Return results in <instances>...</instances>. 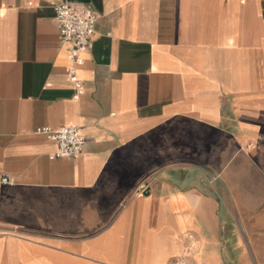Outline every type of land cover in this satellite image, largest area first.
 Returning a JSON list of instances; mask_svg holds the SVG:
<instances>
[{
    "label": "crops",
    "instance_id": "crops-1",
    "mask_svg": "<svg viewBox=\"0 0 264 264\" xmlns=\"http://www.w3.org/2000/svg\"><path fill=\"white\" fill-rule=\"evenodd\" d=\"M3 176L0 264H264V0H0Z\"/></svg>",
    "mask_w": 264,
    "mask_h": 264
},
{
    "label": "built area",
    "instance_id": "built-area-1",
    "mask_svg": "<svg viewBox=\"0 0 264 264\" xmlns=\"http://www.w3.org/2000/svg\"><path fill=\"white\" fill-rule=\"evenodd\" d=\"M97 14L88 6L80 3H59L54 6V20L57 25L60 41L67 44V56L74 65H80V52L87 49L95 31ZM69 80L80 91V82L76 78L74 68L68 70ZM36 133L46 135L55 142V155L60 157H74L82 150L85 139L76 125L61 126L51 129L48 126L39 127ZM0 182L8 183L6 176ZM187 256H180L166 264H189Z\"/></svg>",
    "mask_w": 264,
    "mask_h": 264
}]
</instances>
